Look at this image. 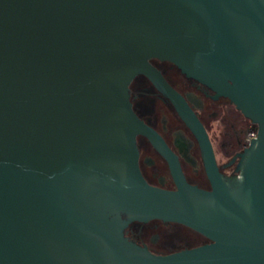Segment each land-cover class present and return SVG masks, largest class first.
I'll return each mask as SVG.
<instances>
[{"label": "water", "instance_id": "95a60500", "mask_svg": "<svg viewBox=\"0 0 264 264\" xmlns=\"http://www.w3.org/2000/svg\"><path fill=\"white\" fill-rule=\"evenodd\" d=\"M153 57L258 124L237 176L219 172L204 126L161 79L212 189L145 180L136 135H157L129 84L160 78ZM152 218L212 242L155 254L125 237ZM0 264H264V0H0Z\"/></svg>", "mask_w": 264, "mask_h": 264}, {"label": "flooded vegetation", "instance_id": "af4514ba", "mask_svg": "<svg viewBox=\"0 0 264 264\" xmlns=\"http://www.w3.org/2000/svg\"><path fill=\"white\" fill-rule=\"evenodd\" d=\"M149 61L160 78L139 73L129 84L133 110L157 135L146 132L136 135L138 165L145 180L155 187L176 190L182 176L191 185L212 189L200 138L177 109L163 81L185 100L204 126L219 172L226 178L237 176L238 154L256 136L258 124L246 117L229 96L187 76L172 61L158 57ZM122 217L128 218L126 214ZM124 235L155 254L212 242L183 223L161 218L132 220L125 226Z\"/></svg>", "mask_w": 264, "mask_h": 264}, {"label": "rangeland", "instance_id": "374dc122", "mask_svg": "<svg viewBox=\"0 0 264 264\" xmlns=\"http://www.w3.org/2000/svg\"><path fill=\"white\" fill-rule=\"evenodd\" d=\"M251 135H252V134H249L248 137L251 138V137H252Z\"/></svg>", "mask_w": 264, "mask_h": 264}]
</instances>
